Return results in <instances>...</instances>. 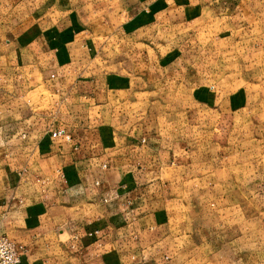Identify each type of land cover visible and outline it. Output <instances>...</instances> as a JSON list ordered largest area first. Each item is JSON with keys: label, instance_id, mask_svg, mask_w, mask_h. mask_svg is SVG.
Wrapping results in <instances>:
<instances>
[{"label": "rangeland", "instance_id": "1", "mask_svg": "<svg viewBox=\"0 0 264 264\" xmlns=\"http://www.w3.org/2000/svg\"><path fill=\"white\" fill-rule=\"evenodd\" d=\"M0 58H92L57 69L39 59L26 112L64 110L47 86L82 70L131 69L89 120L127 123L181 156L162 176L176 249L133 264H264V0H0Z\"/></svg>", "mask_w": 264, "mask_h": 264}, {"label": "crops", "instance_id": "2", "mask_svg": "<svg viewBox=\"0 0 264 264\" xmlns=\"http://www.w3.org/2000/svg\"><path fill=\"white\" fill-rule=\"evenodd\" d=\"M39 59L0 58L12 71L0 81V231L21 247L18 264H133L141 256L174 252L162 176L181 156L153 147L136 127L127 131V123L89 120L90 110L104 108L98 103L113 80H135L131 69L115 76L98 66L94 76L82 70L67 87L47 86L68 101L64 110L55 104L26 112L19 101L28 91L25 73L34 75ZM45 59L57 69L66 59L84 67L92 58ZM104 129L113 131L110 138ZM57 131L70 140L53 137ZM36 176L46 185H36Z\"/></svg>", "mask_w": 264, "mask_h": 264}, {"label": "built area", "instance_id": "3", "mask_svg": "<svg viewBox=\"0 0 264 264\" xmlns=\"http://www.w3.org/2000/svg\"><path fill=\"white\" fill-rule=\"evenodd\" d=\"M52 136H64L67 140H70L68 135L60 131L55 132ZM20 250L21 247H17L7 236L0 233V264H18Z\"/></svg>", "mask_w": 264, "mask_h": 264}]
</instances>
